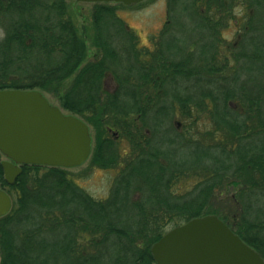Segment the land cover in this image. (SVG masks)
Masks as SVG:
<instances>
[{"label":"trees","instance_id":"obj_1","mask_svg":"<svg viewBox=\"0 0 264 264\" xmlns=\"http://www.w3.org/2000/svg\"><path fill=\"white\" fill-rule=\"evenodd\" d=\"M178 2L167 0L168 21L149 49L116 15L122 3L93 2L89 34L65 0H0V89L53 93L92 126L90 167L116 172L107 197L97 199L64 167L24 164L8 184L0 164V185L12 195L0 216V264H155L151 245L168 227L206 214L243 240L255 229L264 239V85L248 86L249 72L264 65V0H248L255 32H245L248 48L230 57L220 55L216 26L206 21L207 51L197 39L166 37ZM232 2L189 0L207 21L217 17L200 15L198 4L210 12L211 3ZM10 12L20 17L5 25ZM104 25H116L114 34ZM119 33L127 46L115 40ZM166 112L179 133L171 139L156 134ZM177 142L188 152L166 150Z\"/></svg>","mask_w":264,"mask_h":264},{"label":"water","instance_id":"obj_2","mask_svg":"<svg viewBox=\"0 0 264 264\" xmlns=\"http://www.w3.org/2000/svg\"><path fill=\"white\" fill-rule=\"evenodd\" d=\"M121 2L144 0H76ZM88 124L51 104L38 89H0V153L4 179L13 183L23 164L73 167L91 151ZM0 188V216L11 208ZM155 264H264L263 259L217 215L206 214L171 227L150 248Z\"/></svg>","mask_w":264,"mask_h":264},{"label":"rangeland","instance_id":"obj_3","mask_svg":"<svg viewBox=\"0 0 264 264\" xmlns=\"http://www.w3.org/2000/svg\"><path fill=\"white\" fill-rule=\"evenodd\" d=\"M65 2L68 4V12L70 11L76 26L80 29V27L85 23L88 24V27L90 28L88 32L89 34H91L92 29L90 25L91 23L89 22H90L91 12L94 8L93 2H82V1H74V0H65ZM109 4H113V3L111 2ZM166 10H167V0H145L137 5L130 7L118 5L115 9V12L119 17H121V19L124 21V24L130 27L129 31L139 36L140 45L141 44L149 45V43L147 42L149 39L148 37L159 34V31L163 28L162 26L164 20L166 19ZM34 11H37L36 7L34 8ZM235 11L238 12L237 10ZM19 17H20L19 14L15 13L13 15L10 12L7 13V16L4 17L3 21L4 23H6L5 25H8V23L14 20V18L18 19ZM115 26L116 25H108V26L104 25L103 29L105 31V34L106 33L114 34V31L116 29ZM256 27H261V26H256ZM231 34H232V29L228 27V30L224 32L225 39L230 38ZM0 35H3V31L1 29H0ZM171 35L172 38L173 36L180 37L185 42H189L194 39H197L198 41L197 43L199 45L202 44L203 51L205 50L207 51L209 49V44H210V42L208 41L210 39L209 29L205 25V22L202 20L201 16L196 17L194 15L189 0H179V2L177 3L173 15L172 26L170 27L166 37H169ZM116 39L120 41V43L126 44V46L128 45L127 43L129 42L128 38L123 33L117 34ZM87 43H90V40H88ZM94 49L95 48L92 45H90L89 57H91ZM124 55L128 57L129 54L126 52V54ZM263 66H264L263 63L261 62V65H259L258 68H255V70H253V73L249 72L248 86L253 90H257L258 87L262 85V83L264 85ZM41 92L51 104L60 107L62 111L66 114L70 113L68 110L63 109L60 106L59 100L53 93L47 91H41ZM262 106H263L262 112L264 114V99L262 101ZM167 114L168 112H166L165 116L164 114L160 115V119H161L160 128L157 130L158 132L156 131L157 132L156 134L157 136L160 134H164V136L169 137V139H171L172 137H175L174 136L175 134H179V133L174 132L170 127L169 125L170 119L169 117H167ZM148 118H150V122L153 123L154 121L153 114H150ZM88 126L90 130V135L92 137V143H91V147H92L94 130L92 126H90L89 124ZM166 126L168 127L167 129H165ZM120 147L123 151L122 153L128 151V144L126 141L121 140ZM167 148L170 153H175L177 156H179L180 154L184 155L182 154L183 152H188V149L186 147L183 148L178 142L172 145L167 144L166 150ZM4 159L6 158L4 156H1V160ZM195 161H197V159ZM66 169L71 174L77 176L80 185L88 193H90L92 196H94L97 199H102L107 197L113 178L116 173L114 170L102 169L98 167H90L89 158L80 165L73 167H66ZM189 180L192 179L190 178ZM189 180H187L188 182L186 183L185 188H188L193 184V182ZM231 192H233V188H230V193ZM10 196L12 199L11 194ZM224 196L225 193H222V198ZM170 228L171 227H168L167 230Z\"/></svg>","mask_w":264,"mask_h":264},{"label":"flooded vegetation","instance_id":"obj_4","mask_svg":"<svg viewBox=\"0 0 264 264\" xmlns=\"http://www.w3.org/2000/svg\"><path fill=\"white\" fill-rule=\"evenodd\" d=\"M114 3H116V2H114ZM131 6H134V5H131ZM198 6L200 7V9H199L200 15H206L209 13V14H211V16L217 17L214 21H207V20H203V19L202 20L208 22L209 26H211V25L216 26L215 28L217 29V35L214 36L213 40H214V42L219 43L217 49L220 51V55H227L228 57H230V56H232V54L234 52L243 51L244 49L248 48L249 36L245 35V32H249V33L251 31L255 32L254 27L249 28V26H248V22H249L248 16L252 13L250 5L248 3V0H235V2L226 3L224 5V7L221 4L211 3L210 4V7H211L210 12H206L205 7H204V3H200V4H198ZM127 7H130V6H127ZM223 8H224V10H223ZM235 10H237L238 12H236ZM167 12L168 11L166 10V19L164 20L163 25L168 21L167 20ZM119 18H121V17H119ZM218 18H220V19H218ZM256 26L262 27V25L260 23H258ZM125 27L127 30H129V28H130L128 25H125ZM228 27H230L232 29V34H231L230 38L225 39L224 32L226 30H228ZM257 28H259V27H257ZM208 29L210 30L212 28H208ZM135 35L138 37V44H139V41H140L139 36L137 34H135ZM152 36L148 37L149 39L147 42L149 43V45H143V44L140 45L139 44V46H141V47L145 46L149 49H152L153 48ZM109 38L114 39V37H109ZM115 40L117 41L116 36H115ZM225 43H226V45H225ZM104 84H105V87L107 89H112L114 87V84L112 83L111 80L108 82H105ZM176 123L178 125L180 124V123H178V121ZM197 134H216V132L207 133V132H203V131H198ZM1 161L2 160L0 158V163H1ZM3 178H4V175H3ZM5 182H7V181H5ZM0 183H1V181H0ZM0 188L6 190L7 186L6 185H3V186L0 185ZM257 230H259V229H255L253 231L247 230L245 235H246L248 240L247 241L244 240V241L250 247H252L257 253H259V255L261 256V258L264 261V244L262 242V240H264V239H263V237L254 236L256 234ZM260 234L262 235L263 231H261Z\"/></svg>","mask_w":264,"mask_h":264}]
</instances>
